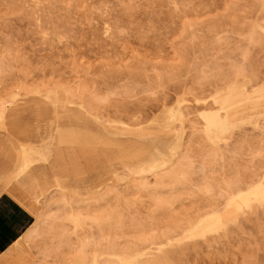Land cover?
<instances>
[{
    "label": "rangeland",
    "instance_id": "1",
    "mask_svg": "<svg viewBox=\"0 0 264 264\" xmlns=\"http://www.w3.org/2000/svg\"><path fill=\"white\" fill-rule=\"evenodd\" d=\"M248 95L264 99V0H0V200L30 217L9 218L0 264H264V202L187 236L263 175L264 119L208 131ZM36 139L48 159L12 185Z\"/></svg>",
    "mask_w": 264,
    "mask_h": 264
},
{
    "label": "bare ground",
    "instance_id": "2",
    "mask_svg": "<svg viewBox=\"0 0 264 264\" xmlns=\"http://www.w3.org/2000/svg\"><path fill=\"white\" fill-rule=\"evenodd\" d=\"M232 85V84H231ZM235 90V89H234ZM220 92V91H219ZM218 94V93H216ZM254 95V94H253ZM57 96V95H56ZM261 96V95H260ZM252 97L251 96H246V97H239L236 100L232 101L227 107L228 111L225 117L220 118L218 113H214L212 111V114L210 116H208V131H209V135L216 141H222L223 139H225V137L227 136V134H229L232 130L230 129V127L228 126V119L232 114H239V113H249V117L247 118L246 122H250L253 124H257L259 123L260 119H264V111L258 113L257 110L258 109H262L264 108V99L262 100H251ZM51 100V99H50ZM223 102V101H222ZM221 103V101H220ZM69 104V102H68ZM222 105V104H221ZM178 108V107H177ZM226 108V107H224ZM174 110V109H173ZM180 111V110H178ZM162 112V111H161ZM57 113V111H56ZM58 114V113H57ZM59 116V115H58ZM164 116V115H163ZM171 116V115H170ZM173 117V116H172ZM171 117V118H172ZM176 117V116H175ZM160 118V117H159ZM177 118V117H176ZM36 120H41L40 116H35ZM59 119V118H58ZM123 121V120H122ZM112 125V124H110ZM119 126V125H118ZM169 126V125H168ZM50 128V126H48V124L46 122H44V124L41 126V124H38L36 129L42 133L47 135V138L50 139V135L48 132V129ZM113 127V126H112ZM43 128V129H41ZM115 129V127H113ZM162 128V127H161ZM157 129V128H156ZM120 129H118L117 131H119ZM125 129H122V132ZM130 130V129H129ZM132 130V129H131ZM153 130H155V128H153ZM161 130V129H160ZM159 130V131H160ZM167 130V129H166ZM166 130L164 129V133L166 132ZM135 131V130H134ZM132 131V132H134ZM157 131V130H155ZM171 131V130H170ZM125 132H127L125 130ZM131 132V131H130ZM128 132L129 134H132ZM136 132V131H135ZM148 131H145L144 133H146ZM169 130L166 132L168 133ZM172 132V131H171ZM170 132V133H171ZM111 133V132H110ZM116 133V132H115ZM113 133V135L115 134ZM125 133V134H128ZM139 134L141 132H138ZM149 133V132H148ZM122 134V133H119ZM118 134V135H119ZM122 134V135H125ZM143 134V133H142ZM156 134V133H154ZM153 134L154 137H156ZM158 134V133H157ZM117 135V134H116ZM135 135V134H134ZM141 135V134H140ZM146 136V135H145ZM177 136V135H176ZM175 136V137H176ZM150 137H152L150 135ZM181 137V136H180ZM40 140L42 139H36L35 142H40ZM180 140V139H178ZM20 142V141H19ZM177 142V141H176ZM180 142V141H178ZM177 142V143H178ZM41 144H43V149H39L38 148H34L35 150H31V148L33 149V147H30L29 149V145L30 144H26L22 146V150H21V156L19 158V161L16 163V169L14 170L13 173V179H12V185L15 181L17 180H21L23 179L22 177L25 176V173L29 172V169H32L34 166H36L39 163H44L48 158L47 153L48 151H51V147L49 146V144H45L40 142ZM23 144V143H22ZM177 147V146H176ZM182 148V147H181ZM176 149V148H175ZM178 150V149H177ZM173 151V150H172ZM174 152V151H173ZM165 156V155H164ZM76 157V156H75ZM159 157V156H158ZM167 158V155L165 156ZM56 158V154H54V159ZM60 158V157H59ZM166 158L164 160H166ZM61 159L63 160V163L65 162L64 156L61 155ZM75 160V159H74ZM168 160V158H167ZM157 162V161H155ZM169 162V161H168ZM165 163V162H164ZM93 164V163H92ZM153 164V163H152ZM157 164V163H154ZM170 164V163H169ZM164 165V164H162ZM53 166L56 167V163L55 160L53 161ZM83 166V165H82ZM92 166V165H91ZM151 166V165H150ZM79 168V167H78ZM154 168V166H153ZM43 169V168H42ZM122 169V168H121ZM149 169V168H148ZM148 169H146V172L148 171ZM152 169V167H151ZM141 170H144V168L142 167ZM145 171V170H144ZM39 172V171H38ZM139 172V171H138ZM150 172V171H149ZM153 172V170H152ZM33 173V172H32ZM31 173V174H32ZM140 173H143L140 172ZM49 175V174H48ZM53 175V174H52ZM106 175V174H105ZM181 175H183V173H181ZM28 178H30L29 174L27 175ZM34 176V175H33ZM32 177V176H31ZM39 177V176H38ZM106 177V176H105ZM25 178V177H24ZM34 178V177H33ZM42 178V177H41ZM84 179V178H83ZM119 179V178H118ZM141 179V178H140ZM145 179V178H144ZM24 180V179H23ZM98 180V179H97ZM102 180V179H101ZM110 180V179H109ZM113 180V179H112ZM143 180V179H142ZM22 181V180H21ZM30 180H28L29 182ZM91 181H95L91 180ZM23 182V181H22ZM26 183V181H24ZM69 182V177H65L62 180L56 179L54 185L56 187L61 188L62 186L64 187V184ZM97 182V181H96ZM103 182V181H102ZM81 184V183H80ZM154 184V183H153ZM245 185L243 186H238L236 189L234 190H230L228 193H226L223 204L221 207H219L218 205H214L212 206V209L210 211H206L204 214H201L199 216V218L197 219V221L195 222L194 227L189 231V233L187 234L188 237H192L196 235H205L209 232H214V231H219L220 229H224L227 228V226L230 223H234V224H239L241 222V218L245 216V214H247V210L248 213L249 212H254V203H258V204H262V202H264V172L263 175L261 176V178L259 179H249L247 182H244ZM36 185V184H35ZM99 185V184H98ZM101 185V184H100ZM50 186V185H49ZM49 186H45L48 189ZM53 186V185H52ZM10 187V185L7 187V189ZM14 187V186H13ZM75 187V186H74ZM98 187V186H97ZM101 188V187H100ZM5 191H8V190ZM13 189V188H12ZM93 188L91 187H86L82 192H77V194H84L87 195L88 192L90 190H92ZM99 189V188H97ZM44 190V189H43ZM5 191L3 192V194L5 193ZM2 194V195H3ZM39 194V193H38ZM2 195L0 197H2ZM37 195V193H36ZM13 196V195H12ZM8 197V196H7ZM6 198V197H5ZM12 198V197H11ZM14 198V197H13ZM2 199V198H1ZM39 199V198H38ZM37 200V199H36ZM7 201V200H6ZM6 203V202H5ZM9 203V202H8ZM11 206V205H10ZM246 208H248L246 210ZM16 219V218H14ZM91 221V220H90ZM11 222V221H10ZM11 225V224H10ZM9 225V226H10ZM38 226V225H37ZM25 227V226H24ZM31 228V227H30ZM24 236V235H23ZM30 236V235H29ZM16 238V237H15ZM21 239V237H20ZM19 239V241H20ZM10 242L13 243H17L18 239H12ZM10 242H8L7 244H11ZM21 243V241H20ZM155 242H151L148 243L146 245V247L144 248V250L141 252V255L144 253H147L149 249H151ZM157 243V242H156ZM15 245V244H14ZM157 245V249L160 250L162 249V247L165 246V244L163 242L154 244ZM146 248H148V250H146ZM10 249V248H9ZM2 253V252H1ZM19 255V254H18ZM22 255V254H21ZM6 260V259H5ZM129 261H134L133 257L128 259ZM6 262V261H5Z\"/></svg>",
    "mask_w": 264,
    "mask_h": 264
},
{
    "label": "crops",
    "instance_id": "3",
    "mask_svg": "<svg viewBox=\"0 0 264 264\" xmlns=\"http://www.w3.org/2000/svg\"><path fill=\"white\" fill-rule=\"evenodd\" d=\"M6 199H8L9 204H11L12 206L10 207L11 210H9L10 208H8V206L2 205V202L6 200H0V238L8 236L9 233H12L13 229H18L14 225V221L13 223L10 222L9 218H17L16 220H18L22 224H25L30 219L28 213H26L25 210L21 209L15 200H12L8 197ZM12 210L13 213H11ZM10 224H12V226H9Z\"/></svg>",
    "mask_w": 264,
    "mask_h": 264
}]
</instances>
